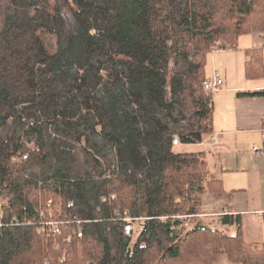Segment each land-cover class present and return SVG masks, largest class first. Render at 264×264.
Returning a JSON list of instances; mask_svg holds the SVG:
<instances>
[{
  "label": "trees",
  "instance_id": "obj_1",
  "mask_svg": "<svg viewBox=\"0 0 264 264\" xmlns=\"http://www.w3.org/2000/svg\"><path fill=\"white\" fill-rule=\"evenodd\" d=\"M251 32L264 0H0V264H264L242 215L199 218L223 184L172 143L213 133L211 47Z\"/></svg>",
  "mask_w": 264,
  "mask_h": 264
},
{
  "label": "crops",
  "instance_id": "obj_2",
  "mask_svg": "<svg viewBox=\"0 0 264 264\" xmlns=\"http://www.w3.org/2000/svg\"><path fill=\"white\" fill-rule=\"evenodd\" d=\"M263 37L264 36L260 35L258 32H251L247 34V36L244 35L239 38L236 49L212 52L208 59L211 72L210 74L207 72V77L210 78L212 71L215 70L214 68H217L224 84L220 90L212 92L214 97V131L212 134L206 135V140L202 138L204 135L201 136L200 142L196 145L201 149L198 152L204 153L205 160L213 177L221 180L223 186L226 185L227 188H231V190L236 188L235 184H237L239 180L242 181V186H244V188H250V186L254 184L252 174L256 173L258 170L256 165V168L252 170V174L246 176L245 180H242L240 176H235L234 180H236L237 183L236 181H231V176H229L230 173H232L231 165H228L226 160L221 161L220 159L221 152L228 145L229 141L235 146H241L237 137L242 136L244 138V143L248 145L252 143L249 145L248 150L253 148L252 146H255V144L261 145V142L264 150V97H237L238 93H256L264 91V79H261L263 76L258 79H248L245 74L246 63L249 60V56L253 55L252 53L259 52L260 54H257V56L261 55L262 63L264 62ZM234 138L236 140H234ZM238 159L240 160L239 156ZM244 161L248 163V156L244 157ZM258 161H261V159H258ZM247 172L250 173L251 171L249 170ZM239 191H241V189ZM234 197L235 196L231 195L226 203L229 208L226 214L242 215V213L246 211H243L240 207L235 209ZM251 200L252 199L248 196L246 197L245 202L248 207ZM218 201L219 200H216L215 203ZM203 203L201 197V215H199L201 219H204L205 216L209 214L208 212H216L215 208H212V211H203ZM256 204L257 207L255 212L261 213L262 215L264 213V202H256Z\"/></svg>",
  "mask_w": 264,
  "mask_h": 264
},
{
  "label": "rangeland",
  "instance_id": "obj_3",
  "mask_svg": "<svg viewBox=\"0 0 264 264\" xmlns=\"http://www.w3.org/2000/svg\"><path fill=\"white\" fill-rule=\"evenodd\" d=\"M247 36V35H245ZM264 36V35H263ZM244 38V37H243ZM248 38V37H246ZM222 43L219 42L217 44H214L211 47V50L221 51ZM212 53V52H211ZM208 65L206 72L210 74L211 68ZM262 66V78L264 79V62H261ZM215 70H218L217 68H214ZM219 72V71H218ZM220 73V72H219ZM221 75V74H220ZM252 81V80H251ZM204 140L207 139L206 135L202 137ZM239 139L241 146H235L234 144H231L230 141L228 145L225 147V149L221 152L220 159L221 161L226 160L228 165H231V171L229 176H231V181H236L235 176H240L242 180L246 179V176L252 174V170L256 168L257 165V172L252 174V179L254 180V184L250 186V188H244L242 186V181H236L237 184L236 188L232 189L227 188V186H223V192L220 195H213L211 193H207L202 195L203 199V211H212V208H215L216 212H208L209 214L205 216L203 219V222L211 227L212 229L217 230H224L225 227L222 226V224L219 222L217 223V220L219 219L220 215L226 214V211L229 210L227 201L231 195L235 196V209L237 207H240L243 212L242 213V228H243V234H244V240L247 243H264V224L261 213L255 212L257 204L256 202H264V156H263V147L262 142L260 144H255V146H252L253 148H258L260 152L253 153L251 151L252 148L248 150L249 145L247 143H244V138L242 136L237 137ZM234 140H236L234 138ZM201 149L197 147V145L192 144H179V146H175V151L178 153H192V152H198ZM217 150V149H216ZM262 153V154H260ZM238 156L240 157V160L238 159ZM248 156V163L244 161V157ZM258 159H261V161H258ZM237 160V161H236ZM251 171L250 173L247 171ZM238 171V172H237ZM246 171V172H244ZM212 188H217L216 186H211ZM243 187V188H242ZM241 189V191H239ZM246 189V190H244ZM246 191V192H245ZM249 197L251 200V203L249 204V207L246 205V197ZM216 200H219L217 203H215ZM225 210H224V208ZM140 230L138 225H134L133 231H134V239L138 235V231ZM232 231V229H230ZM215 264H231L229 263L225 258H220L217 260Z\"/></svg>",
  "mask_w": 264,
  "mask_h": 264
},
{
  "label": "built area",
  "instance_id": "obj_4",
  "mask_svg": "<svg viewBox=\"0 0 264 264\" xmlns=\"http://www.w3.org/2000/svg\"><path fill=\"white\" fill-rule=\"evenodd\" d=\"M262 43L264 45V37L262 38ZM217 50L218 49L212 50V52H215ZM223 84H224L223 79H222L220 73L217 70H213L211 77L204 81L203 86H204V90L207 92H216V91L221 89ZM172 143L174 146L179 145V141L177 138H174ZM251 151L252 152H260V150L258 148H255V147L252 148ZM263 152H264V150H263ZM49 226H51L52 232H54V233L59 232V227H57L58 225H56L54 223H50Z\"/></svg>",
  "mask_w": 264,
  "mask_h": 264
}]
</instances>
